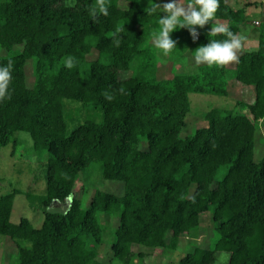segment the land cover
Segmentation results:
<instances>
[{
	"label": "trees",
	"instance_id": "1",
	"mask_svg": "<svg viewBox=\"0 0 264 264\" xmlns=\"http://www.w3.org/2000/svg\"><path fill=\"white\" fill-rule=\"evenodd\" d=\"M103 2L107 15L100 0H75L71 7L64 0H0V64L13 61L9 93L0 99V149L15 144L16 131H26L33 147L47 152L40 224L10 219L18 189L0 195V234L15 245L13 264H131L142 257L132 251L135 244L176 250L181 236L198 230L204 211L211 214L213 246L194 245L176 264H215L221 252L228 254L225 264H264V155L254 158L260 130L264 139V20L256 26L257 48L242 46L232 67H171L162 74L152 43L159 16L147 11L152 0ZM213 18L243 37V44L253 28L244 9L227 0H220ZM211 21L194 26L196 40L187 28L170 33L177 41L168 54L177 56L174 63L208 38H226L208 37ZM91 52L94 58L87 57ZM69 59L71 69L65 66ZM230 78L253 85L254 102L239 101L237 112L213 107L206 125L180 137L188 94L227 95ZM65 98L94 114L69 132ZM90 162L120 188L95 189L83 207L74 186ZM222 166L226 171L216 179ZM101 213L117 218L106 259L98 251L106 231Z\"/></svg>",
	"mask_w": 264,
	"mask_h": 264
},
{
	"label": "rangeland",
	"instance_id": "2",
	"mask_svg": "<svg viewBox=\"0 0 264 264\" xmlns=\"http://www.w3.org/2000/svg\"><path fill=\"white\" fill-rule=\"evenodd\" d=\"M64 1L68 4V0ZM254 1H256L257 8L252 5L250 8L247 7L246 9V16L249 18L258 15L261 8V1L264 4V0ZM256 32L257 27L254 26L250 35L255 37ZM246 49H251L250 43L246 45ZM155 51L158 59V66L162 74L171 67L177 71H182L186 68L180 63L182 59L187 58L188 51H186L182 58H178L175 63L173 62V58L177 57L176 55H163L159 49ZM178 51H181L179 47ZM87 57L94 58L95 53L91 52ZM31 72V64L27 63L26 74L28 84L33 80ZM188 98L190 104L189 110L185 115V125L179 133L180 137L191 135L198 127L206 125L205 113L213 107L230 109L234 112L241 110V103L239 102L240 96L238 94L217 95L190 92ZM247 100L250 101L249 99ZM64 103L66 105L64 115L68 132L81 121V119H84V116L88 117L94 115L93 111L88 107L80 110V101L65 98ZM246 111H248V109H246ZM13 135L15 144L10 142L0 149V195L18 189L19 191L14 195L10 219L13 222H18L20 217L24 216L29 218L32 223L37 226L42 221V206L41 203H39L38 197L45 192L47 152L45 150L35 149L32 145V139L26 131H16ZM263 155L264 139L260 130L256 137L254 158L259 159ZM225 171L226 167H220L216 172V179H221ZM119 186L120 183L118 180L102 179L98 165L95 162H90L79 172L74 189L75 195L81 196L83 207H86L95 189L99 188L111 192H118ZM26 192L32 194L30 199L27 197ZM57 206L63 209L65 205L58 204ZM104 214L105 213L100 214V220L106 226V231L103 243L98 246V251H100L101 257L106 259L109 256L110 244L114 239L113 230L116 226L117 218L114 219ZM210 215V211H204L200 214L198 230L192 232L190 236H181L177 243L176 250L151 248L135 244L132 247V251L135 253L140 252L142 257L140 259L139 256H136V259H134L131 264H176L179 257L186 251L192 249L194 245L212 247L214 243L212 239L215 234ZM15 253L16 248L13 242L8 239L7 236L0 234V264H13L16 260ZM227 257L228 254L226 252H221L215 264H225ZM112 264L124 263L118 259H113Z\"/></svg>",
	"mask_w": 264,
	"mask_h": 264
},
{
	"label": "clouds",
	"instance_id": "3",
	"mask_svg": "<svg viewBox=\"0 0 264 264\" xmlns=\"http://www.w3.org/2000/svg\"><path fill=\"white\" fill-rule=\"evenodd\" d=\"M75 3V0H68L69 7ZM220 0H189L183 3L182 0H164L158 4L152 0V6L147 8L150 14L159 16L161 28L159 32L153 33L152 43L164 55H168L176 47L177 41L172 39L170 33L175 29L187 28L192 39H198L199 33L196 27H204L216 15ZM99 9L104 14H108V6L100 0ZM93 9L92 14L95 15ZM163 13V15H161ZM216 34H224L226 38L210 39L204 45L189 50L191 60L196 66L200 65H226L230 62H239L238 52L243 46V37L237 35L228 25H211L208 37ZM115 43L118 46L120 38L113 33ZM65 66L71 69L74 64L71 59L65 62ZM13 61L9 59L6 64H0V99L6 97L9 93V84L13 78ZM111 99V96H107Z\"/></svg>",
	"mask_w": 264,
	"mask_h": 264
},
{
	"label": "crops",
	"instance_id": "4",
	"mask_svg": "<svg viewBox=\"0 0 264 264\" xmlns=\"http://www.w3.org/2000/svg\"><path fill=\"white\" fill-rule=\"evenodd\" d=\"M227 1L233 8H243L244 9V17H245L246 21L253 23V28H254V26H257L261 21L264 20V4L262 1H261V8L258 12V15L253 16L251 18L246 16V12H247L246 9H247V7L250 8L252 5H254L257 8L256 1H254V0H252V1H249V0H243V1L227 0ZM163 2H164V0H157L158 4H162ZM182 2L188 3L189 0H182ZM216 24H226V23L224 21L218 20L217 18H213V20L211 21V24H210V28H211V25L215 26ZM252 29L249 31L248 36H247V38L243 44V47L245 49H246V45H248L249 43L251 44L250 50H254L257 48V32H256L255 37H253V35H250ZM232 63L233 62H230L228 64V66L232 67ZM180 64H182L184 67H186L182 71L194 72V71H196V69L198 67L192 62L191 54H189V53L187 54V58H184L181 60ZM229 94H231V95L238 94L240 96L239 101L244 102L246 104L247 103H253L255 100V90H254L253 85L242 84L241 82L235 80L234 78H230L228 81V84H227V95H229ZM247 99H249L250 101H248ZM246 109H244V111L248 113V111H246Z\"/></svg>",
	"mask_w": 264,
	"mask_h": 264
},
{
	"label": "built area",
	"instance_id": "5",
	"mask_svg": "<svg viewBox=\"0 0 264 264\" xmlns=\"http://www.w3.org/2000/svg\"><path fill=\"white\" fill-rule=\"evenodd\" d=\"M199 33V32H198Z\"/></svg>",
	"mask_w": 264,
	"mask_h": 264
}]
</instances>
